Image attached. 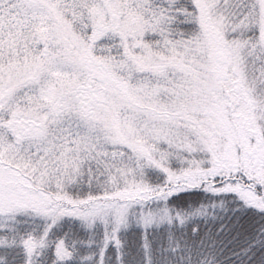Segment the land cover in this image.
Wrapping results in <instances>:
<instances>
[{"label":"snow or ice","instance_id":"obj_1","mask_svg":"<svg viewBox=\"0 0 264 264\" xmlns=\"http://www.w3.org/2000/svg\"><path fill=\"white\" fill-rule=\"evenodd\" d=\"M0 264H264V0H0Z\"/></svg>","mask_w":264,"mask_h":264}]
</instances>
